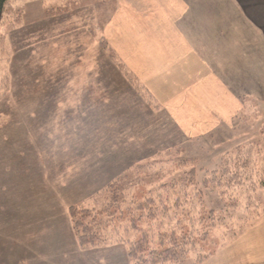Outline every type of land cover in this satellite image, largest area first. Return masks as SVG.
Masks as SVG:
<instances>
[{
    "label": "crops",
    "instance_id": "1",
    "mask_svg": "<svg viewBox=\"0 0 264 264\" xmlns=\"http://www.w3.org/2000/svg\"><path fill=\"white\" fill-rule=\"evenodd\" d=\"M7 37L9 100L20 109L47 186L68 205L154 156L179 150L199 163L218 158L202 164L212 170L223 153L260 138L264 0H88L19 23ZM68 187L74 191L63 196ZM27 218V247L49 252L36 239L41 219ZM261 218L218 264H264ZM67 225L70 245L53 251L69 259L75 237Z\"/></svg>",
    "mask_w": 264,
    "mask_h": 264
},
{
    "label": "trees",
    "instance_id": "2",
    "mask_svg": "<svg viewBox=\"0 0 264 264\" xmlns=\"http://www.w3.org/2000/svg\"><path fill=\"white\" fill-rule=\"evenodd\" d=\"M13 1L0 0V25ZM262 160V148L249 143L212 170L197 169L195 159L183 156L137 164L100 192V209L70 208L77 243L83 249L126 245L133 264H202L212 229L226 227L237 238L264 216L258 205L252 208L264 187ZM163 163L175 177L138 192L140 173Z\"/></svg>",
    "mask_w": 264,
    "mask_h": 264
},
{
    "label": "rangeland",
    "instance_id": "3",
    "mask_svg": "<svg viewBox=\"0 0 264 264\" xmlns=\"http://www.w3.org/2000/svg\"><path fill=\"white\" fill-rule=\"evenodd\" d=\"M86 1L88 0H14L8 7L5 18L0 25V264H25L26 262L40 264L46 263L48 259L59 264H66L67 261L69 263L72 261L73 264H133L132 260L127 256L126 245L105 244L96 248L83 249L78 245L75 233L74 249L69 247L68 250L69 259L63 257L62 251L58 254L55 253V250L53 251V247L57 243L70 245V240L66 233L67 229L65 230L63 226L68 224L67 227L71 226L73 228L69 214V210L73 205L66 204V200H63L64 202L58 200L56 198L57 191L49 185L47 186L45 172L36 156H34L35 153L31 146L29 133L25 130L27 126L24 125V120L21 122L20 109L13 105L8 97L10 92V72L13 65V50L7 41V33L15 28L17 24L36 20L51 11V9L79 6ZM100 47L108 54L107 46L102 45ZM138 89L141 91V88L138 87ZM251 111L250 119L255 118V116L258 117L260 114L258 109ZM261 111H264V109L261 108ZM263 125L264 122L259 129L260 138L254 144H258L264 154V138L261 136ZM243 129L245 130V127ZM248 131V134L252 132L251 127ZM245 145L247 143L238 145L235 149ZM234 150H228L223 153L221 158ZM178 151H174L169 157L183 156L196 160V158L185 156ZM158 156L166 157L160 154L140 163L146 164ZM261 158L263 159V156ZM201 159V163L196 160L197 169L201 168L203 163L208 164L213 159L217 160L218 158L206 157ZM169 168V164L163 163L162 166L159 165L149 169L147 172L140 173L141 178L139 181L142 184L138 187L140 188L138 192L153 188L158 183H162L170 177H175L176 173L171 174L167 170ZM202 176L203 172L200 171L199 177ZM73 191L74 189L72 190L68 187L62 195L65 196L67 192L69 195ZM58 195L60 196V194ZM101 195L102 193H98L91 199L86 200V202L79 204H84L85 207L90 209L93 207L100 209L103 197ZM256 198L257 202L252 205V208L258 205L257 209L262 213V211L264 212V187L258 190ZM67 199L68 203H70L69 197ZM36 215L41 219L38 223L40 226L37 225L35 228L38 235L36 239L40 243L50 246L47 247L49 251L47 253H41L40 250L32 253L30 250L33 249L27 247L30 238L24 242V239L28 238L26 234H29L31 224L27 217L31 216L34 218ZM261 219L258 218L257 223ZM45 224H52L50 226L51 230H42ZM55 225H58V228L61 229L56 232L53 231ZM23 234H25V237H23ZM233 240L234 237L226 227H215L212 229L206 247L208 256L202 264L224 262L227 259L225 250ZM44 241L46 242L43 243ZM44 246L38 249H44Z\"/></svg>",
    "mask_w": 264,
    "mask_h": 264
}]
</instances>
